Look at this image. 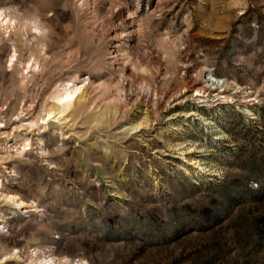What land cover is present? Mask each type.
<instances>
[{
  "label": "rangeland",
  "instance_id": "obj_1",
  "mask_svg": "<svg viewBox=\"0 0 264 264\" xmlns=\"http://www.w3.org/2000/svg\"><path fill=\"white\" fill-rule=\"evenodd\" d=\"M0 264H264V0H0Z\"/></svg>",
  "mask_w": 264,
  "mask_h": 264
},
{
  "label": "bare ground",
  "instance_id": "obj_2",
  "mask_svg": "<svg viewBox=\"0 0 264 264\" xmlns=\"http://www.w3.org/2000/svg\"><path fill=\"white\" fill-rule=\"evenodd\" d=\"M201 85H202V90L201 89L200 90L205 92V91H208L211 89H215V90L220 89V88L225 86V82L223 80L213 78L212 76H207L206 79L201 83ZM26 122L27 121L24 117H19L14 122V124L19 125V127H25L28 125ZM7 199H10L13 202L16 200L14 198H6V200H5L6 202H7Z\"/></svg>",
  "mask_w": 264,
  "mask_h": 264
}]
</instances>
